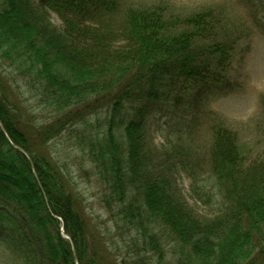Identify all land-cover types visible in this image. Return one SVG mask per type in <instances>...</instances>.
<instances>
[{"label": "trees", "instance_id": "16d2710c", "mask_svg": "<svg viewBox=\"0 0 264 264\" xmlns=\"http://www.w3.org/2000/svg\"><path fill=\"white\" fill-rule=\"evenodd\" d=\"M119 2L0 0V61L53 114L38 124L0 88V243L18 264H149L148 247L169 264L165 230L173 264H264V157L250 159L237 133L216 125L211 176L193 184L211 207L203 215L178 184L183 172L198 178L197 148L182 135L159 147L150 128L196 91L227 86L237 42L220 37L215 9L130 8L114 27ZM69 128L108 192L121 246L91 226L47 150Z\"/></svg>", "mask_w": 264, "mask_h": 264}, {"label": "rangeland", "instance_id": "374dc122", "mask_svg": "<svg viewBox=\"0 0 264 264\" xmlns=\"http://www.w3.org/2000/svg\"><path fill=\"white\" fill-rule=\"evenodd\" d=\"M161 5L169 16L186 17L206 9H215L221 17V38L236 41L232 64L227 75L229 84L221 90L196 91L191 99L183 100L173 111H164L151 120V136L157 146L163 147L168 139L179 135L188 139V144L197 148L198 178L183 172L178 184L190 206L200 214L207 215L211 207L194 198L193 184H205L210 178L208 158L212 146L213 128L225 125L238 135L242 150L250 159L264 157V112L261 99L264 96V0H120L117 13L110 18L113 26H121L124 14L130 8H152ZM51 21L62 26L61 18L51 12ZM0 88L12 101L42 124L53 114L44 108L33 93L23 84L18 71L0 61ZM105 113L89 118L95 127L102 126ZM47 150L67 174L69 186L78 198V207L91 226L105 234L110 245L122 243L116 218L108 203V192L98 181L95 170L80 149L73 128L50 141ZM210 184L208 189L210 190ZM162 232V246L169 264L175 262L178 252L176 242ZM63 233V232H62ZM121 246V245H120ZM19 251H17L18 253ZM149 264H159L156 251L151 247L146 252ZM15 251L0 243V264H18Z\"/></svg>", "mask_w": 264, "mask_h": 264}, {"label": "water", "instance_id": "95a60500", "mask_svg": "<svg viewBox=\"0 0 264 264\" xmlns=\"http://www.w3.org/2000/svg\"><path fill=\"white\" fill-rule=\"evenodd\" d=\"M2 130H3V131H5V129H4L3 127H2ZM62 232H63V235H64V236L68 237V235L65 233V231H64V228H63V227H62Z\"/></svg>", "mask_w": 264, "mask_h": 264}]
</instances>
